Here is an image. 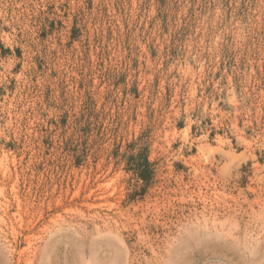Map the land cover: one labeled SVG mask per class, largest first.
I'll use <instances>...</instances> for the list:
<instances>
[{
  "label": "rangeland",
  "instance_id": "374dc122",
  "mask_svg": "<svg viewBox=\"0 0 264 264\" xmlns=\"http://www.w3.org/2000/svg\"><path fill=\"white\" fill-rule=\"evenodd\" d=\"M0 264H264V0H0Z\"/></svg>",
  "mask_w": 264,
  "mask_h": 264
},
{
  "label": "trees",
  "instance_id": "16d2710c",
  "mask_svg": "<svg viewBox=\"0 0 264 264\" xmlns=\"http://www.w3.org/2000/svg\"><path fill=\"white\" fill-rule=\"evenodd\" d=\"M135 149L134 145H131V148ZM133 173L138 177L139 180L143 181L148 185L154 175L152 164L148 159V151L146 149L139 148L136 154L131 156Z\"/></svg>",
  "mask_w": 264,
  "mask_h": 264
}]
</instances>
